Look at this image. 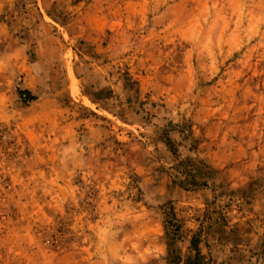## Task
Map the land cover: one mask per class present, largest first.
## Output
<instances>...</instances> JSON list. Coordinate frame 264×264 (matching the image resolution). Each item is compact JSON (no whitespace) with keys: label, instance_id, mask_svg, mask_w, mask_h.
<instances>
[{"label":"rangeland","instance_id":"obj_1","mask_svg":"<svg viewBox=\"0 0 264 264\" xmlns=\"http://www.w3.org/2000/svg\"><path fill=\"white\" fill-rule=\"evenodd\" d=\"M199 229L264 264V0H0V264H186Z\"/></svg>","mask_w":264,"mask_h":264},{"label":"trees","instance_id":"obj_2","mask_svg":"<svg viewBox=\"0 0 264 264\" xmlns=\"http://www.w3.org/2000/svg\"><path fill=\"white\" fill-rule=\"evenodd\" d=\"M167 227L166 228V235L168 239H170V244H173L174 241H176L180 237V232H181V223L179 219L174 217L172 215L168 220H167ZM169 226V227H168ZM199 237H200V229L192 236L190 240V246L195 250V253L192 256L187 257V262L186 264H204L202 261L203 255L200 254L199 247L197 243L199 242Z\"/></svg>","mask_w":264,"mask_h":264}]
</instances>
